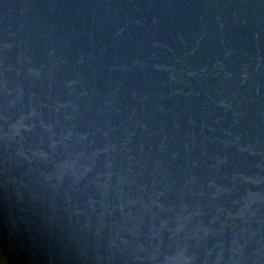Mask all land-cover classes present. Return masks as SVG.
Masks as SVG:
<instances>
[{
    "label": "water",
    "instance_id": "1",
    "mask_svg": "<svg viewBox=\"0 0 264 264\" xmlns=\"http://www.w3.org/2000/svg\"><path fill=\"white\" fill-rule=\"evenodd\" d=\"M0 264H264V0H0Z\"/></svg>",
    "mask_w": 264,
    "mask_h": 264
}]
</instances>
